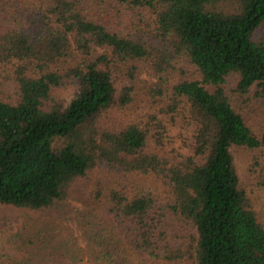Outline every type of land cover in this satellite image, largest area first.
<instances>
[{
  "label": "trees",
  "instance_id": "1",
  "mask_svg": "<svg viewBox=\"0 0 264 264\" xmlns=\"http://www.w3.org/2000/svg\"><path fill=\"white\" fill-rule=\"evenodd\" d=\"M143 73L155 110L118 124ZM260 156L264 0H0V203L82 195L95 264H264Z\"/></svg>",
  "mask_w": 264,
  "mask_h": 264
},
{
  "label": "rangeland",
  "instance_id": "2",
  "mask_svg": "<svg viewBox=\"0 0 264 264\" xmlns=\"http://www.w3.org/2000/svg\"><path fill=\"white\" fill-rule=\"evenodd\" d=\"M136 85L134 102L129 110H117L113 118L118 124L147 117L155 110V104L146 95L145 86L148 76L140 75ZM4 87L9 97H16V85L7 81ZM128 83V80L124 84ZM63 96L68 92L62 93ZM257 152V153H255ZM259 151L241 149L235 151V160L241 183L253 189L255 173L254 163ZM261 163L264 161L260 156ZM87 186H93L92 179ZM88 190V187H85ZM77 193V191H76ZM255 210L264 224V189L251 192ZM82 195L62 203L63 214L42 217L39 213L0 203V264H95L92 247L79 219L90 208ZM93 259V260H92ZM131 264H150L143 256H132ZM178 264H195L192 259H185Z\"/></svg>",
  "mask_w": 264,
  "mask_h": 264
}]
</instances>
